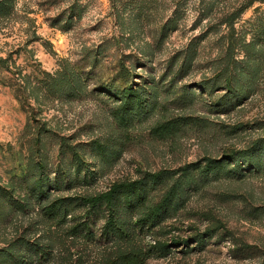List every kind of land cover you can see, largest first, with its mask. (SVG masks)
Here are the masks:
<instances>
[{
    "label": "rangeland",
    "instance_id": "obj_1",
    "mask_svg": "<svg viewBox=\"0 0 264 264\" xmlns=\"http://www.w3.org/2000/svg\"><path fill=\"white\" fill-rule=\"evenodd\" d=\"M234 2L0 0V264H108L125 241L103 235L104 210L73 237L85 212L43 207L143 179L132 224L182 195L129 232L140 264H264V0L229 52L214 26ZM246 153L242 172L223 160Z\"/></svg>",
    "mask_w": 264,
    "mask_h": 264
},
{
    "label": "trees",
    "instance_id": "obj_2",
    "mask_svg": "<svg viewBox=\"0 0 264 264\" xmlns=\"http://www.w3.org/2000/svg\"><path fill=\"white\" fill-rule=\"evenodd\" d=\"M240 4L236 7V2L234 5L230 4L229 9L227 10L223 17L218 21L214 26H224L229 29V38L231 39L228 45V51H233L234 43V24L239 19V17L250 8L255 0H240ZM264 40V33H263ZM233 41V42H232ZM228 68L230 65H227ZM229 78H226V81L229 82ZM132 89H125L123 92V99L126 100L127 97L133 96ZM250 153H246L240 156L225 155L223 160L225 162H232L236 158L235 166L238 170L242 172V169L249 167L252 164ZM239 164V165H238ZM188 167H183L177 172L183 175L188 174ZM147 177L151 181H159L163 177L162 172L148 174ZM144 179L136 182H123L117 183L110 187V189L104 193L97 194L95 196H84L79 197L78 199L68 200L67 205L63 202L56 201L47 207H43L48 216H54L63 218L68 216L69 212L68 207H71L70 204H75L77 208H80L85 212L83 220L79 223H75L72 227L69 228V233L74 237L75 235H80L84 237L91 236L90 223L88 219L91 215H95L97 211L104 210L106 213V222L101 227L103 235L110 236L111 234L115 237L121 236L124 237V246H118L113 251L112 256L107 261L108 264H140L143 262V257L140 252L126 250L128 241L131 240L130 231L133 228H151L159 225L169 214L170 208L172 207L173 199H179L182 195V187L180 188H171L159 202L152 204L151 206L148 203H145L147 206L145 211L142 212L139 209L138 216L136 217L135 223L132 224V213L136 210L137 206L141 201L145 200V194L143 190ZM39 188V194H43V189ZM68 212V214H67ZM127 213V224L120 218V213ZM130 217V219H129ZM126 229V230H125ZM120 232V235H119ZM120 238V237H118Z\"/></svg>",
    "mask_w": 264,
    "mask_h": 264
}]
</instances>
